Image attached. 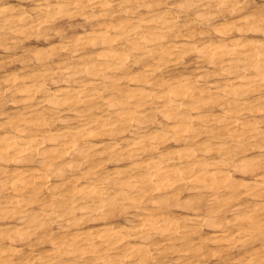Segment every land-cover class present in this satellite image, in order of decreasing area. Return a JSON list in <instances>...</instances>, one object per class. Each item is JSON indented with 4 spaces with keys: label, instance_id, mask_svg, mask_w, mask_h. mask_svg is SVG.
Here are the masks:
<instances>
[{
    "label": "bare ground",
    "instance_id": "bare-ground-1",
    "mask_svg": "<svg viewBox=\"0 0 264 264\" xmlns=\"http://www.w3.org/2000/svg\"><path fill=\"white\" fill-rule=\"evenodd\" d=\"M16 1L0 264H264V0Z\"/></svg>",
    "mask_w": 264,
    "mask_h": 264
},
{
    "label": "rangeland",
    "instance_id": "rangeland-1",
    "mask_svg": "<svg viewBox=\"0 0 264 264\" xmlns=\"http://www.w3.org/2000/svg\"><path fill=\"white\" fill-rule=\"evenodd\" d=\"M13 2H15V3H16L17 1H16V0H13ZM79 20H80V19H79ZM79 20L77 19L76 21H79ZM43 44L45 45V43H43Z\"/></svg>",
    "mask_w": 264,
    "mask_h": 264
}]
</instances>
